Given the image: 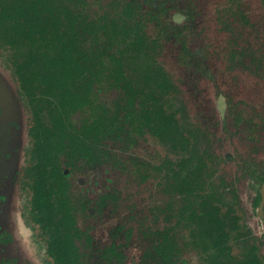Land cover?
<instances>
[{
    "label": "trees",
    "instance_id": "1",
    "mask_svg": "<svg viewBox=\"0 0 264 264\" xmlns=\"http://www.w3.org/2000/svg\"><path fill=\"white\" fill-rule=\"evenodd\" d=\"M143 9V0H127L114 13L107 8L93 15L86 0H0V41L33 99L22 186L40 228L43 262L127 264L124 246L117 243L121 227L111 244L92 247L69 193L74 175L126 167L123 154L149 135L177 160L139 162L156 172L166 166L160 185L167 193V226L145 232L149 244L137 264H185L183 255L196 250L206 264H264V236L248 224L261 198L248 209L227 170L219 171L211 144L200 150L196 138L184 135L185 125L162 105L147 103L172 86L156 56L176 33L163 26L149 37ZM121 25L130 31L126 44ZM127 46L133 60L117 54ZM107 195L98 205L103 207ZM88 206L80 202L81 211Z\"/></svg>",
    "mask_w": 264,
    "mask_h": 264
},
{
    "label": "rangeland",
    "instance_id": "2",
    "mask_svg": "<svg viewBox=\"0 0 264 264\" xmlns=\"http://www.w3.org/2000/svg\"><path fill=\"white\" fill-rule=\"evenodd\" d=\"M86 1L93 15L107 8L114 13L127 2ZM143 3L141 17L149 37H155L163 26L179 27L183 34L166 42L156 56L168 72L172 86L147 103L162 105L166 114L185 125L184 135L196 138L195 144L200 150L211 144L220 159L219 171L226 173L227 170V175L232 172L229 179L236 192L244 195L245 205L249 203L247 195L261 198L264 169L256 164L264 159V0H143ZM230 9L236 15H231ZM181 12L184 18L177 23L174 16ZM120 36L125 44L131 37L123 25ZM194 52H198L196 56ZM117 54L134 59L128 46L119 49ZM15 74L10 52L0 41V98L4 101L6 120L13 121L11 146L17 150L30 142L27 128L31 120L27 110L32 107L33 99L23 91ZM105 95L111 97L113 93L105 92ZM220 96L225 98L224 114L218 104ZM227 153L234 156L233 162L226 161L231 160L230 155L225 159ZM13 157L14 163L23 164L19 157L16 161V156ZM168 157L166 148L146 135L133 150L123 154L126 167H108L109 173L100 170L95 175L73 176L69 194L77 206L78 225L92 237V247L99 250L111 244L115 229L120 226L122 239L119 237L117 243L124 246L127 264L139 263L149 244L145 232L167 226L163 210L167 193L164 184L160 185L166 166L161 172L140 167L142 162L160 165ZM175 157L170 158L177 160ZM238 162L257 170L258 184L240 168L235 169ZM79 177L83 178L81 183ZM14 194L12 200L17 203L18 193ZM106 194L109 195L101 207L98 202ZM81 201L89 205V212L81 211ZM19 202L20 206L14 209L21 210L22 216L7 209L9 206L2 213L0 206L1 220L7 222L13 234L4 244H12L14 262L18 261L14 264H44L40 228L36 225L32 228L25 222L30 211L23 201ZM250 217L249 224L255 234L263 238L259 218L255 213ZM127 232L131 233L128 239ZM183 258L185 264H206L197 250L186 252Z\"/></svg>",
    "mask_w": 264,
    "mask_h": 264
},
{
    "label": "flooded vegetation",
    "instance_id": "3",
    "mask_svg": "<svg viewBox=\"0 0 264 264\" xmlns=\"http://www.w3.org/2000/svg\"><path fill=\"white\" fill-rule=\"evenodd\" d=\"M183 18H184L183 12L175 14V16H174V19L177 23L181 22V20ZM166 27H169L170 30L175 31V33H176L175 37L171 38L169 41L172 42L173 39H176L179 36L182 37L183 34L181 33V28L173 27V26H166ZM197 53L198 52H194L193 53L194 56H196ZM15 76L17 77V80H19L17 74H15ZM220 98L224 99L223 111L220 109L221 112L224 114L225 98H224V96H220ZM220 98H219V100H220ZM12 124H13V121L6 120L4 101H3V98L2 99L0 98V206H1V211H3L2 213H4L6 211L5 207L7 208L9 206L7 209H9L11 212L12 211L19 212V213H21V216H22L23 212H21V210L15 211L14 208L17 209V207L20 206L19 201H23V203L27 206V208H29V211H30V213L24 212L26 215H28V213H29L28 220L25 222L33 228L34 225H36V224L31 219V212H32L31 210L32 209L29 207L28 203L26 201H24L25 200L24 198L27 195V188L22 186V182H24V177H25L24 170H23V167L21 164L18 165V163H16V162L14 163V157H13V156H16L15 161L18 157H19L20 161L21 160L23 161V152H24V149L27 145L23 146L17 150L13 149V147L11 146V144H12V140H11L12 138L11 137H12V130H13ZM27 134H28L27 137L29 138V127L27 128ZM263 150H264V148H263ZM14 152L16 153V155H14ZM227 156H229L231 158V160L226 159ZM225 159L228 162H233L235 158L231 153H227V154H225ZM261 161L263 163H261ZM261 161H259L258 164H256V166H258V168L261 167V169H264V159H262ZM238 164L239 165L235 166V169L240 168L239 170H241V172L246 173V175L249 179H252L256 184H258L257 180H256L257 170H253V169L249 168V164L247 165V164H245V162L242 164L240 162H238ZM243 167H245V169L247 168V171H245V169ZM230 174H232L231 171H230ZM82 177H83V175H82ZM82 179L83 178H78V182L81 183ZM262 184L264 185V182ZM262 184L260 185V190H261L260 205H261V207L257 210V212L253 211V212H250V214L255 213L257 215V217L259 218V223H261V225H262L263 236H264V222H263L264 221V188H263V193H262V187H263ZM14 193H18L19 199H18L17 203L12 200V198L15 196ZM242 196H244V195L240 194L241 199H242ZM246 197H247L246 198L247 201L249 202L248 205L246 204V207L247 208L249 207V209L252 211V201L256 199V195H254V196L247 195ZM2 213H1V216H2ZM261 214L263 215V218L261 217ZM1 216H0V264H14L15 262H18V261L14 262L16 255L13 254V249L11 247L12 244L11 243H5L4 244L5 241L11 240V238H13L12 230L7 227L6 221L3 222V219L1 220ZM248 224H249V221H248ZM249 225H251V224H249ZM37 226L38 225H36V227ZM40 244H41V242H40Z\"/></svg>",
    "mask_w": 264,
    "mask_h": 264
},
{
    "label": "water",
    "instance_id": "4",
    "mask_svg": "<svg viewBox=\"0 0 264 264\" xmlns=\"http://www.w3.org/2000/svg\"><path fill=\"white\" fill-rule=\"evenodd\" d=\"M223 103H224V99L223 98H220L219 100V108L223 111ZM261 217L263 218V215L261 214ZM264 222V221H263Z\"/></svg>",
    "mask_w": 264,
    "mask_h": 264
},
{
    "label": "crops",
    "instance_id": "5",
    "mask_svg": "<svg viewBox=\"0 0 264 264\" xmlns=\"http://www.w3.org/2000/svg\"><path fill=\"white\" fill-rule=\"evenodd\" d=\"M230 176H231V174H230Z\"/></svg>",
    "mask_w": 264,
    "mask_h": 264
}]
</instances>
